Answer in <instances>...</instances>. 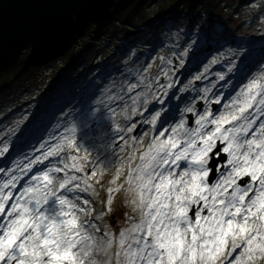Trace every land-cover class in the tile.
Wrapping results in <instances>:
<instances>
[{
  "label": "snow or ice",
  "instance_id": "1",
  "mask_svg": "<svg viewBox=\"0 0 264 264\" xmlns=\"http://www.w3.org/2000/svg\"><path fill=\"white\" fill-rule=\"evenodd\" d=\"M185 123L166 137L167 129L154 137L139 163L133 166L135 153L127 162L125 191L137 215L118 236L109 232L97 238L99 229L82 219L92 209L81 206L79 196L64 194L89 192L88 178L82 187L81 177L65 173L57 186L52 175L69 167L85 171L87 152L83 158L70 156V165L32 175L19 189V176L0 181V264H96L100 255L109 264H264V75L250 79L219 114L205 110L192 129ZM67 131L75 133V127ZM65 146L81 151L74 135L65 136L26 167L31 171ZM7 151L0 149V156ZM210 153L226 154L227 171L213 183ZM122 187L107 190V206Z\"/></svg>",
  "mask_w": 264,
  "mask_h": 264
},
{
  "label": "rangeland",
  "instance_id": "2",
  "mask_svg": "<svg viewBox=\"0 0 264 264\" xmlns=\"http://www.w3.org/2000/svg\"><path fill=\"white\" fill-rule=\"evenodd\" d=\"M147 1L148 0H144L141 6L146 4ZM159 2L154 1L152 5H148L150 9L149 12L153 9H155L154 11H156L157 7H162L159 5L154 6V4ZM253 3H256V1H253ZM231 4L232 0L229 1V5ZM71 11L74 13V8H72ZM83 11H85V9H83L81 12ZM29 14H31L30 9ZM102 15H96L94 18H99ZM40 29L45 28L41 27ZM34 31H36V29H34ZM191 32L187 33V35L189 36L188 38L190 39L187 44H195L191 45L195 48H192L193 51H195V54L190 55V49L188 48L187 50L182 51L181 55L178 57V59L180 60L178 62L179 65L182 63H188L190 62V60H195L197 56H200L199 48L202 42L206 41L202 33H194V31L192 34ZM56 33H59V31ZM38 34H41V32L38 31ZM47 36H49V34H47ZM53 36L54 41H50V39H39L34 36L29 41L30 43H27L25 45L23 44L20 49L26 46V48H28L29 46H35V56H37L39 54L38 52L41 51L44 46L52 44L50 45V47H53L55 45V47H53L51 50H48L46 53H44L45 59L41 58V60H39L40 64L50 63L60 57L58 56L55 58V55L53 56L51 52L59 48L57 47V44L62 43V45H64L67 40L66 34L62 30L60 31L59 35L55 36L53 33ZM43 40L46 45L39 43V41L43 42ZM164 40L169 41L170 39L161 37L157 42L156 50H154V52L142 62L140 61L139 57L141 54L133 53V48L130 47L128 50V56L123 57L122 62L107 67H104V64L94 67L93 71L90 74L85 75V79L83 80V82L85 83L79 81L75 84H68L71 78L74 76V74L71 73L67 78L63 79L60 82L56 89H54L53 85L45 87L48 84L46 80L52 74L53 70L44 69L42 72H36L31 75V77L34 78L32 82H30L28 78H25L29 83L25 82L23 84L24 86L22 85L20 88H18L19 91L14 90L11 93H7L8 96H6L4 91H1L0 116L5 110L16 107L18 105L19 106L16 107L13 112H10L8 115H5L0 119V149H3L5 146L9 148L8 136L11 132L18 130L19 127L27 129L28 125L26 123L29 124V122H34L37 116H39V114L41 113L40 110L34 111L35 118H31L32 111L30 110V108L42 103L38 100V97H34L36 94L41 93L44 89H48L51 91L54 89L53 95L49 98L48 95L43 94L45 96V101L47 102L48 99H51L53 97L52 106L54 109L60 101H63V103H68V106L65 111H61L59 109L56 114V110H54L51 115V120L42 131V135L44 134L45 140L40 141L39 145L31 151L30 157L32 158L29 162L24 163L25 159L22 160L18 158L19 154L12 156L8 161L5 160V158L7 157V152L3 156H0V158L3 157V159H1L0 165H3L6 162L5 166L3 165L2 167L3 169H5V171L0 172V181L10 179L12 176H23L24 170L27 168L26 166L38 157V152L43 148L45 142H48L49 144L55 146L57 144H61L65 136L74 135L77 145L81 148V151L79 153L87 152L89 154V157H91L92 159L96 158L94 164L92 161L85 162V171L89 182H97L96 188H99L100 195L103 194L102 203H104V209L106 210L107 207H110V211H107L109 212L107 213V216L110 217L111 214H113L111 210L115 208L117 198L120 194L119 192L113 193V203L110 206H107L106 201L109 195L107 190L109 188H116L123 183L121 192L123 193L122 198H125V201L129 202L131 197L125 191V189L127 188V185L125 183L127 179V167L123 168V177L122 174H120L115 183H112V181L116 176L117 169L121 168L122 165H126V163L132 158L133 153H135V156L138 155L140 151H144L147 148V145L151 143L154 137L159 136L160 131L150 133V131L146 128V120H144L143 118L144 115L142 113V110L138 109V107H136L134 103V101L137 99V96H141L142 98L147 97V89H149L148 84L152 82L151 73L149 72L150 70L157 68L156 73L161 72V74L163 75L164 80L156 83V85H159V87L160 83H165L171 86L175 83V87L187 86L190 89V93L193 96L192 100L194 102H200L205 99V109L210 110L211 112H213V114H219L218 111L212 110L211 105L208 104L209 100L211 102H215V100L217 99V97H215V94L211 93L208 87L205 88L207 91H203V94L201 95H197L195 93L196 89H202V77L199 71L203 68L204 70L208 69L211 65L207 62L208 66H206L207 63L204 62L202 66H200L199 68L196 67V70H194L188 77L185 78V70L181 67L182 72L176 71V63L173 62L169 56L167 59L168 61L173 62L174 67L169 68V66L167 65V61L162 65L166 52L160 49L159 46ZM40 44H42L41 47L36 48ZM173 46V53L175 54L178 51V47H175V42L173 43ZM7 51H9L7 55L11 59L4 63L5 66H9L12 60H17V54L19 53V50L16 47H11ZM219 51H223V55H230L228 49L224 50V48H220ZM59 54L61 53L56 54V56ZM156 54L161 56L160 60H158V57H155ZM20 62H18L17 64H19ZM30 63L35 65V63H38V61L32 60ZM28 64L29 63H27V65ZM99 68L100 70L98 74L91 78L90 76ZM73 72H75V70ZM176 74H178V76L175 78ZM10 76H13V73H11ZM197 77H199V79H197ZM35 84L36 86H34ZM82 84L86 85L84 87H81ZM228 102H230V99L226 103ZM116 103L121 104V107L111 112V105H114ZM123 115L124 117H121ZM134 115L138 116L139 118H135ZM40 118L44 119L43 115ZM109 120L115 122V125H109L111 124ZM59 126L63 128L58 132V134L52 135L53 131H56ZM73 127H75V133H70L69 131H67L68 129H71ZM111 128H114L112 132L106 131V129L109 130ZM86 129L90 130V132L88 133ZM128 129H131V131H129ZM163 130H165V128H163ZM118 132H121V134L118 135ZM106 133L109 134L107 139H99ZM113 133L114 135H112ZM58 135L61 136L58 137ZM166 136L167 134H165V137ZM54 139L55 142H52ZM50 148L52 147H47V149L43 148L42 153L47 152ZM114 149L116 150L114 151ZM110 151H114L113 155H110ZM121 151H124V154H120ZM79 153H76L74 150L68 149L65 146L64 150L61 151L62 163H71L72 161L69 159V157L72 155H79ZM120 160L124 161L120 162ZM93 170L97 172V175L95 177H91L90 175ZM91 186L92 188H95L94 185ZM88 200L90 201L89 198ZM85 207H90L92 209L89 216H84L89 218L90 220L93 219V216L96 212L99 213V210L101 208L99 203H95V205L90 204ZM105 219L96 222L99 227L102 228L106 224ZM113 219H115V216ZM131 222L132 221H130L129 219H126L122 229L130 226ZM104 234H106V231H104ZM107 259V257L100 255L96 259V264H104ZM107 263L109 264L108 261L105 262V264Z\"/></svg>",
  "mask_w": 264,
  "mask_h": 264
},
{
  "label": "trees",
  "instance_id": "3",
  "mask_svg": "<svg viewBox=\"0 0 264 264\" xmlns=\"http://www.w3.org/2000/svg\"><path fill=\"white\" fill-rule=\"evenodd\" d=\"M57 1H61V3L66 5L72 4V0H0V52L2 53L5 51L7 47H16L19 50L23 44L28 43L32 37L37 35L38 31H34L32 29L33 26H31L34 23H31L30 21L24 22V20L21 23L20 21L24 14H27L30 20H33V18L29 16V13H27V7L29 6L35 11L39 12L42 16L55 19L60 25L65 24L66 28H68L70 31H73L75 28H77L79 23L78 20L74 18V13L65 14L64 12L58 11L55 6ZM143 1L144 0H102V6H104V8L107 10L106 16L103 17L100 22L91 24L86 32L81 35L79 41H82V46L76 45L73 47L75 50L71 48L67 53H69V51H74L73 56L77 60L79 57L88 59L93 52L92 44H97V42H92V40L88 37L92 38L94 36H99V39H103L109 38L108 33L110 31H123L127 33V31L130 29H138L139 25H141L145 19H150L154 15L160 14L162 10L167 8V4H165L161 10H157V12H154L151 15L152 11L148 12V5L152 0L147 1L146 4L141 6ZM175 1L178 4L183 3L181 5L182 7L190 5L191 7L196 6L202 8L205 4H207L208 8L210 10H214L216 12L215 15H217L223 23H227L230 21L225 19L223 15L228 14L227 18L231 19L232 14L235 11V8L232 4L237 1L242 2L243 0H232L231 5H229V1L231 0ZM224 10L226 13L223 12ZM84 15H86L87 19L91 18V16L87 15L86 13H84ZM234 23H228V27L230 26L232 29L239 31L240 24ZM47 34V32H42V35ZM114 41L118 40L116 39ZM31 53V49L26 50L20 59L16 60V62L10 64V66L6 68L0 64V88L9 83L11 80V73L17 74L24 70L25 72L22 73V75H29L34 71L32 65H29V67L25 68V66H27L26 64L31 60ZM69 56L71 57V55ZM2 60L3 59L0 57V62ZM18 62L20 63L17 64Z\"/></svg>",
  "mask_w": 264,
  "mask_h": 264
},
{
  "label": "bare ground",
  "instance_id": "4",
  "mask_svg": "<svg viewBox=\"0 0 264 264\" xmlns=\"http://www.w3.org/2000/svg\"><path fill=\"white\" fill-rule=\"evenodd\" d=\"M75 7V9L77 10L75 13L79 14L80 11H82L84 8H86V5L79 3L76 6H73V8ZM94 13H96V11H93ZM66 34V33H65ZM57 47H61V44H57ZM79 57V56H78ZM82 57H79L78 60H82ZM44 63V62H41ZM84 63V62H83ZM32 67L34 68V73L36 72H42L44 69H49L51 67L50 63H45V64H40V61H38V63H35V65H32ZM22 76V73H20V76H18V79ZM31 79L33 80L34 78L31 77ZM26 151H30L31 147H27ZM22 186V185H21Z\"/></svg>",
  "mask_w": 264,
  "mask_h": 264
},
{
  "label": "water",
  "instance_id": "5",
  "mask_svg": "<svg viewBox=\"0 0 264 264\" xmlns=\"http://www.w3.org/2000/svg\"><path fill=\"white\" fill-rule=\"evenodd\" d=\"M36 16L39 18V20H41L45 24H48V25L52 26L53 28H57L56 24H58V22H56L55 19L46 18V17L42 16L40 13H36Z\"/></svg>",
  "mask_w": 264,
  "mask_h": 264
}]
</instances>
